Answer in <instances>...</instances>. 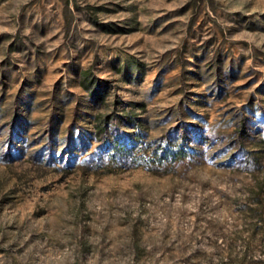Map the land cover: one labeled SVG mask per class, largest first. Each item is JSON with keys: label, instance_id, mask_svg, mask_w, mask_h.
<instances>
[{"label": "rangeland", "instance_id": "1", "mask_svg": "<svg viewBox=\"0 0 264 264\" xmlns=\"http://www.w3.org/2000/svg\"><path fill=\"white\" fill-rule=\"evenodd\" d=\"M120 109L134 158L98 162ZM0 264H264V0H0Z\"/></svg>", "mask_w": 264, "mask_h": 264}, {"label": "trees", "instance_id": "2", "mask_svg": "<svg viewBox=\"0 0 264 264\" xmlns=\"http://www.w3.org/2000/svg\"><path fill=\"white\" fill-rule=\"evenodd\" d=\"M92 20L100 23L95 18ZM131 61L137 67L142 65L133 59ZM107 81L106 78L95 75L88 67L81 69L78 73V84L92 101L104 99ZM124 115L123 109L92 113V134L97 138L98 143L89 156L94 157L98 162L106 158L118 163H125L134 158L137 137L136 133L125 130L119 124L120 120H128ZM184 130V125L179 126L178 134L175 136L164 135L162 140L150 149L149 156L145 157L148 168L157 169L161 163L183 158L188 153L189 146Z\"/></svg>", "mask_w": 264, "mask_h": 264}]
</instances>
